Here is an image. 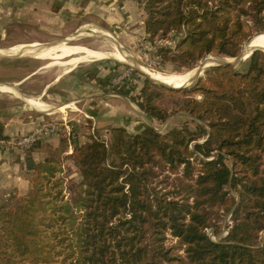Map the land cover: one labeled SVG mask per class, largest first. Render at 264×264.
<instances>
[{
  "label": "trees",
  "instance_id": "16d2710c",
  "mask_svg": "<svg viewBox=\"0 0 264 264\" xmlns=\"http://www.w3.org/2000/svg\"><path fill=\"white\" fill-rule=\"evenodd\" d=\"M145 10L150 39L176 41L159 55L181 68L209 54L237 57L264 31V0H145ZM152 86L145 112L189 117L164 133L112 127L110 142L73 141L82 179L71 200L61 161L26 154L30 191L0 205V264H264V51L171 89L182 94L171 112L154 103ZM166 171L177 175L172 190L159 186ZM229 213L228 234L213 240L208 230L219 233Z\"/></svg>",
  "mask_w": 264,
  "mask_h": 264
},
{
  "label": "rangeland",
  "instance_id": "374dc122",
  "mask_svg": "<svg viewBox=\"0 0 264 264\" xmlns=\"http://www.w3.org/2000/svg\"><path fill=\"white\" fill-rule=\"evenodd\" d=\"M135 1L136 2L133 3V12L135 14V18L131 23V27H128L127 24L124 23H112V25L106 23V25H98L93 21L84 23L76 21L73 29L68 31V29L65 30L66 26L64 21L59 19V17L52 13L51 10H46L43 8L40 9L43 0H0V49L11 50L13 48L19 47L20 45L31 46L33 41L46 44L64 42V44L68 46L79 44L87 46L93 50H105L110 52L114 51L116 47L119 46V48H122L132 57H134L135 64H140L149 70L160 71L166 74L189 73L193 68L200 66L211 56H224L220 54H209L205 58L199 60L192 68H181L172 62L165 63L162 57L159 55V49L160 47H165L175 52L176 41L172 39V37L163 38L161 36H157L152 41L150 39L149 33L147 32L146 19L148 15L145 10V0ZM31 2H33L35 8H32ZM51 3V7L56 9L59 8L61 3H63V0H52ZM79 29H81L82 32L77 35ZM262 32H257L253 36ZM104 36H111L115 40H104ZM249 39L243 43L242 47L248 42ZM19 55L23 56L6 57L0 55V84H2L0 86L9 85L7 89L12 91H4V93L1 94L8 95L9 93H13V95H18L21 92L20 96H24L23 98H28V96L34 94L37 96V94L42 91L45 80L50 81L55 78L60 73L59 69L61 70V67L60 65L44 67L45 65L50 64L52 60L41 58L42 54H34L31 52L20 53ZM78 67L79 69L85 70L86 76H91V78L98 77L101 84L99 89L100 94L105 93L106 97H109V101L104 103L102 98H99L97 101L99 106L97 105L98 108L96 109L99 111L98 115L102 117V119L99 120L101 121L102 126H98L99 121L97 119L98 122H95L97 123L95 124L96 128L90 127V122L94 123V120L91 119L87 114L85 115L82 112H77L80 113V115H73L72 112H66L67 107H56L61 106L64 103H50L56 107L52 108L50 111H47V113L51 115L50 117L60 121H62L63 118H66L70 124L69 129H64L65 131H61L59 135L62 141L63 139L65 140L60 147H64L66 144H68L67 146H69V144L74 146L73 141L75 140L78 141L80 145H83L86 142H89L93 136L104 139L106 142H110V137H108L109 135L106 134L104 129H106V127L113 126V124H126L125 121L127 117L123 116V111L129 108L132 111L131 115L133 116V119L128 121L129 126L132 127L131 131L140 130L141 126L145 125V122L141 119V116H143L144 113L149 115L150 123L160 132L164 133L169 131L171 128L180 126L183 123L184 118H188L189 116L183 113H176L172 115L167 121L162 122L145 112L142 107V102L144 101L143 88L147 84V81H149L150 84H157L158 87L152 86L150 88L158 94V97L154 99V103L160 108L171 112L175 108L174 102L179 99L180 96H182L181 93L172 92L171 89H184L193 87V85L199 79L206 77V71L213 66L205 69V71L202 72V74L194 82H191L189 85L182 88H174L167 85H162V87L156 82L157 80L154 81L155 79L151 77L146 71H143V69L140 67L132 65V63H123L114 58H105L101 59V61L100 59H91L78 64ZM107 68L108 72H103V70ZM96 70L100 73H98ZM33 71H35L34 74L36 75H32V77L28 79V74ZM45 73H47V75L43 77L42 75H45ZM29 82L31 84H29ZM10 86H12V88H10ZM129 89L131 93L130 98L129 93L126 94V92H129ZM123 95H126L127 98H123ZM0 97L4 98V96ZM112 99L120 102H115L112 104ZM34 100L41 102V99L35 98ZM31 104L34 105L35 109H38L34 103ZM43 104L46 105L45 103ZM103 106L107 108H103ZM109 109H111V113L107 115V110ZM125 114L128 115L127 113ZM136 121L137 123H134ZM2 136L4 135L2 134ZM52 155L61 161L62 172L58 175L64 180L62 185L64 199L71 200L74 186L78 185L82 179L81 174L78 173L79 170L74 162V157L73 155H60L57 153ZM165 173H167L166 175H168L169 178L166 179V177H160L163 182L162 184H159V186L164 187V190H172V183L175 182L173 178H175L177 175L169 171H166ZM233 193L235 192L233 191ZM221 213H223V211H221ZM231 216V213L225 216V220L222 224V230L219 231V233H216L214 228H210L208 230L213 240L219 241L228 234L229 228L233 223ZM260 234L264 238V231H262ZM176 241V238L169 236L167 245L170 246L176 243ZM180 253L183 254V251L181 250ZM173 264L180 263L175 262Z\"/></svg>",
  "mask_w": 264,
  "mask_h": 264
},
{
  "label": "crops",
  "instance_id": "0c3cea01",
  "mask_svg": "<svg viewBox=\"0 0 264 264\" xmlns=\"http://www.w3.org/2000/svg\"><path fill=\"white\" fill-rule=\"evenodd\" d=\"M51 1L52 0H43L40 9L43 8L51 10L52 13L59 17V19L64 21L66 26L65 30L68 29V31L73 29L76 21L81 23L93 21L98 25H106V23H109L110 25H112V23H124L127 24L128 27H131V23L135 18V14L133 12V3L136 2L135 0H63V3H61L59 8L56 9L51 7ZM31 3L32 8H35L33 2ZM78 31L77 35L82 32L81 29ZM44 67H49V65L47 64ZM60 67V73L55 78L50 81L44 79L45 84L43 89L39 94H37V96L34 94L28 96V98H23L24 96H20L21 92L18 95H13V93L4 95L1 93H4V91H12L0 90V96H4V98L0 97V117L2 120L1 133L4 136L10 137L29 133L38 126L42 119L52 118L47 111H50L55 106L50 103H64L61 106L56 107H67L66 112H72L73 115H80V113L77 112H82L85 115L87 114L94 120V123H91L88 120L91 124L90 127H95L97 119L98 121L102 119V117L98 115L99 111L96 109L99 106L97 101L99 98H102L104 103H106L109 101V97H106L105 93L100 94L99 89L101 84L98 77L91 78V76H86L85 70L79 69L78 65L68 68H65L64 66ZM105 71L108 72V68L103 70V72ZM97 72L100 73L99 71ZM34 73L35 71L29 73L28 79H30L32 75L35 76L36 74ZM46 75L47 73L42 76L45 77ZM29 84L31 83L29 82ZM128 91L129 92H126V94L129 93L130 98V89ZM31 97H33L32 99H41V102L46 104L44 105V110L35 109L34 105L29 102ZM123 98H127L126 95H123ZM112 102V104H114L115 102L120 101L112 99ZM103 108L107 107L103 106ZM123 112V116L127 117L125 121L126 124H113V126L106 127L104 130L107 135L110 134V129L112 127H124L129 132L138 133L146 128L148 123L152 126L149 121V115L144 113V115L141 116V119L145 122V125L141 126L140 130L131 131L132 127L129 126L128 121L133 119V116L131 115L132 111L129 108ZM107 113V115H109L111 113V109L107 110ZM134 123H137V121ZM98 126H102L101 121L98 122ZM59 135L45 136L38 142L34 149L30 150L29 148L25 151V153L21 152V150L17 147L7 148L0 145V205L7 200V197L15 189L22 195L30 191L32 187L31 180L33 172L30 171L26 165L25 157L28 152L32 153V156L36 161H43L46 157L55 153L71 156L74 154L75 149L71 144H69V146L66 144V146H64L66 148L60 147L65 140L63 139L62 141ZM78 173H80V171H78Z\"/></svg>",
  "mask_w": 264,
  "mask_h": 264
},
{
  "label": "bare ground",
  "instance_id": "6f19581e",
  "mask_svg": "<svg viewBox=\"0 0 264 264\" xmlns=\"http://www.w3.org/2000/svg\"><path fill=\"white\" fill-rule=\"evenodd\" d=\"M105 39L110 41L115 40L111 36H104V40ZM255 47L264 48V32L258 33L248 40L246 44V50H247L246 55H248ZM31 52L35 54H42L41 58L43 59L52 60V62L48 64L49 66L60 65V66H64L65 68L75 67L78 64L89 61L91 59H96V60L100 59L101 61V59H105V58H111V59L114 58L123 63H132V65L136 67H140L141 69H143V71H146L155 80L159 82H163L166 85H170L176 88L181 87L185 84L189 85L190 83L188 84V82L191 80L193 76V71L185 74H174V73L166 74L160 71L149 70L148 68L143 67L140 64H135L134 57H132L127 51L123 50L122 48H119V46L116 47L114 51L110 52L105 50H93L88 48L87 46L79 45V44L74 46H68L64 44V42L63 43L55 42L52 44L33 42L31 46L20 45L19 47L13 48L11 50L0 49V55L6 57H19V56H23V55H19L20 53H31ZM214 59H215L214 57H209L208 59H206L205 65L209 66L215 64ZM7 87L9 86L7 85L2 86L0 87V90H8ZM10 88H12V86H10ZM29 102L34 103L36 107L40 110H44L45 108L44 104L40 101L30 98Z\"/></svg>",
  "mask_w": 264,
  "mask_h": 264
},
{
  "label": "built area",
  "instance_id": "2783aa9c",
  "mask_svg": "<svg viewBox=\"0 0 264 264\" xmlns=\"http://www.w3.org/2000/svg\"><path fill=\"white\" fill-rule=\"evenodd\" d=\"M1 124L0 117V145L7 148L17 147L23 153L45 136H57L61 131L70 127L66 118H63L62 121L54 118L42 119L38 126L29 133L4 137L1 133Z\"/></svg>",
  "mask_w": 264,
  "mask_h": 264
},
{
  "label": "water",
  "instance_id": "95a60500",
  "mask_svg": "<svg viewBox=\"0 0 264 264\" xmlns=\"http://www.w3.org/2000/svg\"><path fill=\"white\" fill-rule=\"evenodd\" d=\"M247 44V43H246ZM246 44L242 47V50H241V53L237 56V57H222V56H211V57H214V63L215 64H212V65H209V66H206L205 65V61L198 67L196 68H193L191 71H193V76L191 78V80L188 82L191 83V82H194L201 74L202 72L205 71V69L211 67V66H220V65H232L234 68L238 69L244 60H246L249 56H251V54L255 51V50H264V48H261V47H255L248 55H246ZM151 78V77H150ZM156 81V80H154ZM157 83L159 84H162V85H166L165 83L163 82H159V81H156ZM167 86H170V85H167ZM184 86H187L186 84L181 86V87H178V88H182ZM170 87H173V86H170ZM176 88V87H174Z\"/></svg>",
  "mask_w": 264,
  "mask_h": 264
}]
</instances>
